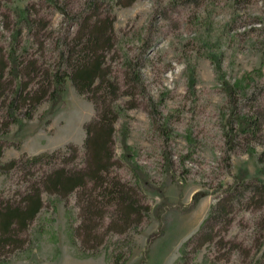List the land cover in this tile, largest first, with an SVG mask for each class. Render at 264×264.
Wrapping results in <instances>:
<instances>
[{"label":"rangeland","instance_id":"obj_1","mask_svg":"<svg viewBox=\"0 0 264 264\" xmlns=\"http://www.w3.org/2000/svg\"><path fill=\"white\" fill-rule=\"evenodd\" d=\"M84 2L61 0L73 11ZM26 5L39 22L50 23L38 42L29 41L24 28L20 47L30 44V53L41 54L46 65L56 67L60 43L74 28L45 0H1L0 69L20 26L14 9L25 16ZM114 13L118 44L112 66L123 93L117 98L116 171L140 187L151 206L149 217L127 236L108 234L95 253L87 252L73 242L80 222L75 194L67 201L44 194L45 206L22 234L23 245L0 254V264H112L114 250L129 254L122 264H176L183 244L200 230L235 176L264 182L258 159L264 144L240 139L232 149L225 134L231 113L227 84L241 81L240 87L251 91L264 82V0H136L115 6ZM126 58L141 73L142 86L129 81ZM5 101L1 96L0 166L70 143L83 156L85 124L96 110L69 78L61 96L42 101L32 118L19 110V121L7 134ZM6 176L0 169V196L23 183L19 173ZM230 221L215 223L216 240L191 250L187 264H255L264 249V206L237 209Z\"/></svg>","mask_w":264,"mask_h":264},{"label":"trees","instance_id":"obj_2","mask_svg":"<svg viewBox=\"0 0 264 264\" xmlns=\"http://www.w3.org/2000/svg\"><path fill=\"white\" fill-rule=\"evenodd\" d=\"M45 1L69 18L74 28L68 30L60 43L56 67L46 65L41 61V54L37 57L30 53V44L20 47V35L26 28L28 40L37 39L38 42L40 30L48 28L50 22H39L31 13L30 5L25 7V16L21 8L15 7L20 26L13 33L8 62L0 69V97L5 96L7 100L2 120L6 134L9 126L19 121V110L25 108V117L32 118L42 101L57 100L65 90L67 78L78 93L93 102L96 116L85 124L82 157L80 148L70 143L53 152L25 154L1 164L6 180L17 173L24 179L13 194L5 195L2 191L0 196V254L23 245L22 234H26L45 206L44 194L66 201L75 194L80 222L74 228L73 242L92 253L105 243L108 234L127 236L132 229H138L151 212L140 187L122 179L116 171L119 165L115 152V124L119 118L117 98L123 93L112 66L113 52L116 53L118 44L114 7L129 6L136 0H85L77 11L69 9L67 3L63 5L61 0ZM133 62L131 58L125 60L130 71L129 81L134 87L142 86L141 73ZM240 86L241 81L227 84L231 113L230 128L225 134L232 149L240 139L264 144V82L251 91ZM248 101L255 102L245 111L243 106ZM3 148L0 140V158ZM249 151L254 152L255 147L252 145ZM258 159L264 163V149ZM251 206H264V182L247 179L242 173L222 189L221 197L212 206L200 230L183 244L176 264H187L191 250L197 251L216 240L215 223L228 225L237 209ZM263 246L264 242L260 247ZM260 252L255 264H264V249ZM128 255L125 251L114 250L112 264H122Z\"/></svg>","mask_w":264,"mask_h":264}]
</instances>
